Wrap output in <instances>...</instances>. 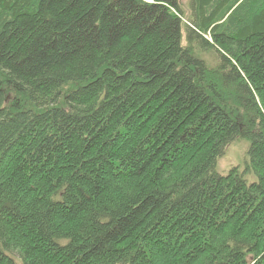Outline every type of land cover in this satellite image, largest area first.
Listing matches in <instances>:
<instances>
[{
    "label": "trees",
    "instance_id": "trees-1",
    "mask_svg": "<svg viewBox=\"0 0 264 264\" xmlns=\"http://www.w3.org/2000/svg\"><path fill=\"white\" fill-rule=\"evenodd\" d=\"M0 264H264V0H0Z\"/></svg>",
    "mask_w": 264,
    "mask_h": 264
},
{
    "label": "rangeland",
    "instance_id": "rangeland-1",
    "mask_svg": "<svg viewBox=\"0 0 264 264\" xmlns=\"http://www.w3.org/2000/svg\"><path fill=\"white\" fill-rule=\"evenodd\" d=\"M181 1H187V0H181ZM185 6H188V2L185 3ZM247 147H248V142L244 140L238 143H234L228 149V153L219 162V171L224 172L223 169H227L231 167V165L238 163L241 160L243 153L247 150Z\"/></svg>",
    "mask_w": 264,
    "mask_h": 264
}]
</instances>
